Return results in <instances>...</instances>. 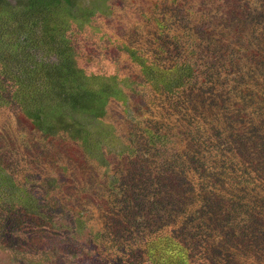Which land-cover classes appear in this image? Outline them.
<instances>
[{"label": "trees", "instance_id": "trees-1", "mask_svg": "<svg viewBox=\"0 0 264 264\" xmlns=\"http://www.w3.org/2000/svg\"><path fill=\"white\" fill-rule=\"evenodd\" d=\"M0 248L264 264V0H0Z\"/></svg>", "mask_w": 264, "mask_h": 264}, {"label": "rangeland", "instance_id": "rangeland-1", "mask_svg": "<svg viewBox=\"0 0 264 264\" xmlns=\"http://www.w3.org/2000/svg\"><path fill=\"white\" fill-rule=\"evenodd\" d=\"M39 145L40 146H39L38 152H35L33 150V148H30L27 150L25 148V145L20 150L21 151L20 164L24 165L25 170L27 172H33L34 175L37 174V176H40V175L43 176L46 168H53V169L58 170L60 166H63L69 174L66 178L71 179L72 176H71L70 172L72 171L73 165L62 162L60 158H56L55 164H53L51 166L45 165V162L43 161L40 154L44 152V147L46 144L41 143ZM63 181H66L65 178L63 179ZM46 183L49 186L50 185L57 186L59 184V182H54L52 179H47ZM148 213H150V211ZM261 226L260 227H253L252 226L253 228L248 229L247 232H249V234L252 233V234L256 235L255 232L259 233ZM2 255H3V250H2V248H0V259H1ZM9 264H11V262Z\"/></svg>", "mask_w": 264, "mask_h": 264}]
</instances>
